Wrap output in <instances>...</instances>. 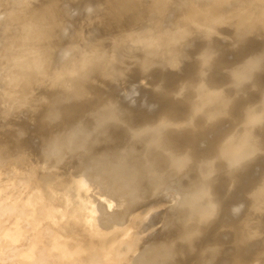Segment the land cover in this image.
I'll return each mask as SVG.
<instances>
[{"label": "clouds", "instance_id": "obj_1", "mask_svg": "<svg viewBox=\"0 0 264 264\" xmlns=\"http://www.w3.org/2000/svg\"><path fill=\"white\" fill-rule=\"evenodd\" d=\"M0 11L7 14L8 24L0 44V151L6 153L7 167L23 175L39 160L40 169L53 177L69 169L87 176L115 202L116 207H105L98 217L108 231L121 209L135 210L149 200L163 199L167 211L162 228L177 234L140 243L127 264H181L189 257H194L192 264H218L224 245L214 242L198 247L197 242L220 217L222 202L215 191L219 177L228 178L231 193L240 175L264 156V85L258 79L264 74V49L240 62L220 65L224 48L217 41L224 40L236 51L254 36L264 39V0H101L98 10L74 27L71 46L76 50L62 63L57 55L69 20L62 0H0ZM98 27L107 34L97 37ZM225 28L232 34L226 35ZM140 40L144 42L135 43ZM196 40L203 47L192 56ZM185 61L197 66L192 78L173 90L164 81L155 86L157 93L189 105L184 120L163 115L136 125L118 99L95 91L101 82H125L134 68L145 75L154 69L179 71ZM218 66L227 76L222 85L211 80ZM201 84L206 88L200 89ZM250 93H257L259 99L247 103L240 117H234L235 105ZM82 103L91 107L68 122L73 115L69 106ZM23 113L47 130L38 156L23 144L28 130L14 122ZM164 117L183 126L157 132ZM225 120H231L232 127L223 132L210 154L200 158L191 148L176 149L169 138L172 132L184 131L199 137ZM114 129L125 131V144L98 151L114 143ZM156 138L162 147L152 144ZM177 159H184L183 166ZM37 196L26 211L37 208L43 213L47 207L55 216L51 198ZM247 199L251 203L244 218L220 228V232L236 234L237 250L264 239V178L247 193ZM242 208L235 206L233 215L239 216ZM64 227L70 238H84L82 223L71 210H66ZM64 235L53 239L47 227L22 219L0 238V244L17 248L25 257L39 256L46 244L54 255H61ZM93 245L106 260L111 259L110 241L100 238ZM233 264H264V251L249 262L236 254Z\"/></svg>", "mask_w": 264, "mask_h": 264}, {"label": "rangeland", "instance_id": "obj_2", "mask_svg": "<svg viewBox=\"0 0 264 264\" xmlns=\"http://www.w3.org/2000/svg\"><path fill=\"white\" fill-rule=\"evenodd\" d=\"M66 1H68V2H66ZM97 1L101 2V0H74L72 2H71V0H62L63 7L66 8L67 11H68L69 20H68L67 24L65 25V27L63 29L64 34H63V31H62V35L63 36H61V39H62V41L63 40L64 41H63V46L61 47V49H60V51H59V53L57 55V62L58 63L64 62V60L66 59V58L64 59V57L67 56L68 54H69L68 55L69 59L73 56V54H74L76 49L73 46H71L70 42L72 41L71 35L73 36L74 27L80 25L82 23V21H83L85 16H90V15L93 14L94 11L98 10L99 3ZM13 2L14 3H18L19 0H13ZM70 4L72 5V7H71ZM6 16H7V14L5 12L0 11V27L2 26V29L0 28V30H1L0 31V35H1L0 36V40H2V41H0V44H2L3 41H4V37L3 36H4V30L5 29H3V28H7V26H8V24L6 25V22H7V17ZM4 20H6V22ZM1 23L3 25H1ZM72 23H76V24H72ZM70 24H72V25H70ZM5 25H6V27H4ZM65 29H66V31L69 30V29L70 30L68 32H66ZM97 29H101V28L98 27ZM102 29H104V28H102ZM102 29L99 30V32L97 30H95V31H97L98 33L101 32V34H102L104 32V31L102 32ZM222 31H224L226 35H229V34L231 35L232 34V30L228 29V28L227 29L225 28ZM70 33H72V34H70ZM96 33H95V35H96ZM98 33H97V35H98ZM69 34H70V37H69ZM105 34H106V32H104V34H102V35H105ZM102 35L99 34L98 37L102 36ZM145 39H146V37H145ZM143 42H144V40H140L139 42H135V43L136 44H140V43H143ZM219 43H221L222 45L219 44ZM217 44L223 46V48H224L223 56H221L220 61H219L220 65H228V64L231 65V64L240 62L247 55H250V54H252L254 52H257L259 50L264 49V39H261V38L255 37V36L250 38L246 42V44L242 46L243 49L241 47L239 50H236V51L231 50L224 40L223 41L222 40H218ZM201 46L203 47V42H201L199 40L194 41V47L191 49L190 54L192 56H194L195 53L197 52V50L199 51ZM243 51H244V53H243ZM226 54H228V55H226ZM225 58H227V60ZM192 64L195 65V66H193ZM220 68L221 67L218 66L217 69H216L217 71L215 70L213 72V74H212V77H211V80L215 84H218V85H222V83H227V77H226L225 74H223V71H221L222 69H220ZM192 70H195V71H192ZM196 70H197V66H196L194 61H189V62L185 61V64H183L182 69L179 70V72L178 71H173L174 74H172L173 73L172 71H163L161 69H157V70L154 69L152 72L148 73L146 76H143L142 74H144V73H141L140 69L137 67V69L134 68L128 74L127 79H129V80H126L125 82H123L124 84L123 83H119V84L118 83H112V84L111 83H107V85L109 84V87H108L106 85V83H104L103 85H102V83H100L102 86H98L97 85L98 88L95 87V91L100 89V87H101V90L103 88H105V87H108V89L107 88H106V90L103 89L105 91L101 92V93L104 92L105 95L107 96V92H109L108 90H110L109 88L113 86L115 91L112 90L113 88L111 89V91H113L115 93L110 91L113 94V98L114 99H118L120 102L122 101L121 102L122 105H123V103H125L123 105L124 106L123 108L128 109V111L133 116L132 120H134L133 121L134 123L136 122L135 123L136 125H141L140 124L141 121H143L142 124L146 123L147 121L150 122V120L151 121H156L161 116L167 115V114L168 115L170 114V117H172L175 120L176 119L184 120V119L187 118V116L189 114V110H190L189 107H188L189 105L186 104V103H182V102L180 103V102L174 101V100H172L169 97H166V100H167L166 102L167 103L159 101V97L161 96V94L160 93L158 94L155 91V87L154 86H156L159 83V81L161 82L162 78L165 75H167V78L165 76L166 79L163 78V80H162V81H164V80L166 81V82H164L166 84L165 87L167 89L171 88L170 90H172L173 88L175 89L178 86L177 85L178 82L180 83L181 81L186 80L187 77H188V79L190 77L192 78L193 75L195 74ZM132 72H133V74H132ZM154 72H156V74ZM162 72H164L165 75ZM181 72L183 73V75H182ZM218 72H219V74H218ZM151 74H153V75H151ZM168 74H169V78H168ZM175 74H177L178 76L179 75H181V76H179V78H176L177 75L175 76ZM216 74H218V76H216ZM134 75L137 76V78ZM150 75H151V77H150ZM154 76L155 77L157 76L158 78L157 77L154 78ZM147 77H148V79H147ZM160 77H161V80L158 81V79H160ZM182 77H184V78H182ZM217 77H218V79H217ZM130 78H131V80H130ZM140 78L141 79L144 78V79L141 81ZM181 78H182V80H181ZM221 78L222 79L224 78V80H222ZM258 79L260 80L261 84L263 83L262 85H264V74L260 75L258 77ZM133 80L136 81V82H134ZM137 80H138V82H137ZM151 80H153V82ZM155 81H156L157 84L154 83ZM132 82H133V84H132ZM175 82H177V83H175ZM219 82H221V83H219ZM154 84H156V85H154ZM202 85L203 84H201L200 87L204 86V85L203 86ZM169 86H170V88H169ZM173 86H175V87H173ZM115 88H118V89H115ZM205 88H206V86L204 87V89ZM101 90H98L97 93H99V91H101ZM111 93H110V97L112 95ZM42 94H47V93H44V91L42 90ZM50 95H51V93H50ZM108 96H109V94H108ZM115 96H118V97L116 98ZM250 97H252V98H250ZM167 98H169V99H167ZM253 98H256V99L254 100ZM144 99H145V102H144ZM258 99H259V95L258 94L256 95L255 93H250L247 99H243L242 98L235 105V107L233 109V116L236 117V118H239L241 113H242L243 107L247 103L254 102V101L258 100ZM125 100H126V102H125ZM142 100H143V102H142ZM156 100H158V101H156ZM169 100L172 101V103ZM248 100H250V101H248ZM146 101L148 103L151 102V104L149 103L151 105V106L149 105V108L147 106L148 103H146ZM153 101H155L156 103L153 102ZM157 102H161L162 103L161 107H160V103H157ZM143 103H144V105H143ZM174 104L177 105V106H175ZM178 104H180L181 106L178 105ZM84 105H85V103H84ZM89 105L88 106L85 105V106L88 108V107H90ZM164 105L166 107H168V106L169 107L166 109V107H164ZM71 106H74V105H71ZM78 106H80V105H78ZM139 106H141V107H139ZM143 106H144L145 109L143 108ZM146 106H147V108H146ZM178 106H179V108L176 109L175 107H178ZM156 107L160 108L161 110L157 109ZM71 108L72 107H70L69 110H72ZM82 108H84V107L82 106ZM82 108H81V110L83 111L84 109H82ZM129 108H130V110H129ZM150 108H152V109L155 108L156 110L155 109L152 110ZM76 109H77V107H76ZM132 109H134V110H132ZM146 109H148V111H146ZM174 109H176V110H174ZM183 109H185V110H183ZM79 110L80 109H77L76 111L74 110V112L79 113L78 112ZM81 110H80V112H82ZM150 110L152 112H150V114H149ZM173 110H174V112H173ZM153 111H157V112H153ZM70 112H72V111H70ZM140 112L142 113V115H141ZM143 112H144V114H143ZM166 112H167V114H166ZM76 113H75L74 116L77 115ZM82 113H84V112H82ZM157 114L160 117H158ZM41 115H42V113H41ZM70 117H69V119H70ZM137 118H139V120ZM141 118L143 120H141ZM146 118L149 119V120H147ZM76 119H78V118H76ZM76 119H72V120L75 121ZM164 119H166V122H165ZM167 119H168L167 117L161 119V121H160L161 124L159 123V125L156 126L157 132H160V130H162V129L170 128V126L171 127H176L178 125V124H175L174 122L170 121L169 119H168L169 120L168 121ZM38 120H39V117H37V121ZM72 120H71V122H74ZM138 121H140V122H138ZM162 121L164 123L163 124L164 126L162 125ZM14 122L18 123L21 127H25L28 130L29 134L25 138V140L23 141V144H24V146L29 148L33 152L34 155L38 156L39 155L40 144H41V138L44 135H47V130L42 128V126L38 122L35 123V124L31 123L30 122V114L29 113H23L21 115L19 121H14ZM182 126L183 125L179 124L177 127H182ZM158 127H159V129H158ZM231 127H232V121L231 120H225L220 125H218L215 129L210 130V131L206 132L205 134H203V135H201L199 137H194L190 132L184 131V132H172V133L169 134V138H170V140L172 142L173 147H175L176 149L183 151V150H185L187 148H191L193 150V154L197 158H200V157H203L205 155L210 154L212 149H213V147H214V145H215V142L219 139V137L223 134L224 131H226L227 129H229ZM115 131L116 132L120 131V132L117 133L118 136H120L121 134L122 135L119 138H117L116 137L117 135L114 133ZM121 131H122V133H121ZM114 132H113V138H114L113 145L112 144H110V145H102V147H104V149L102 148L103 150L109 149V147H110V149L117 148V146H115L116 144L118 145V147H122L125 144V142H126V134H124L125 131L123 129H114ZM123 134H124V136H123ZM161 134H162V132L160 133V135ZM261 134L264 135V133H261ZM121 137H122L123 141L119 140V139H121ZM153 141L155 143H157V142L158 143L154 144V142H153L152 144H154L155 146L158 145V148L162 147L160 138H156ZM208 141H209V143H208ZM117 142H119V143H117ZM211 144H212V146H211ZM97 150H100V148L97 149ZM176 162H177V164L183 166L185 161H184V159H177ZM35 163L36 164L33 165V168L31 167L29 169L30 172H31V170H33L32 173L34 172V174L30 173L29 171H26V172L23 173V175H19L15 171V169H11V168L7 167V156H6V153L3 152V151H0V231H2V229H5L4 231L7 233L8 231H10V230H12L14 228V226H15L17 221H20V220L23 219V220L31 221L33 223H38L39 226L42 229L47 227V229L50 231V234L51 233L53 234V239L55 238L56 235H60L63 232L65 234L64 237H63L64 241H65L64 244H63V248L65 249L64 253L66 254V256L69 259L67 264H91V263H94V262H95L94 264H97V263L98 264L99 263L103 264L104 261H106L104 264H106L108 261L109 262L107 264H127L128 258L130 257L131 253H133L139 247L140 243L144 242V240L146 241V240L154 239V238L155 239H160V238L161 239H165V238H168V237H173V236H175L177 234V230H172V231H170L168 233V232H165L163 230V228H162V222L161 221L163 220V216L165 215V213L167 211L166 202L163 199L149 200L148 202H146L144 204L145 206L142 205V206L136 208L135 210H132L133 212L130 209L129 210L121 209L120 212L118 213V217H117L116 222L113 223L114 225H113L111 231L105 230L104 228L101 227L100 220L98 219V217L100 216V213L102 212V210L105 207L108 210H111L114 207H116V205H115V202L113 200L108 198L106 192L102 188H100L98 185H95L96 188H94V186L92 185L93 183L91 184V182H89L90 180H86V178H85L86 176L79 175L77 173L75 174L71 170H70L71 172L69 170H66L65 172L62 173L61 176L64 177V178H62V177L60 178L59 177L60 175H57V176H55L56 178L55 177L53 178V176L50 173L49 174L48 173L45 174V172L40 169L39 160H36ZM253 164H251L249 166V168L245 171V174L243 172L240 175L237 187L231 193L228 192L229 180H228L227 177L221 175L219 177V179H218L217 184H216L215 191L217 193L218 198L222 202V208H221L220 217L217 220V222L211 228L208 229L210 231V233L207 230L208 234L206 233L205 234L206 236H204L199 242H197V246L198 247L199 246L203 247L206 244H208V242L212 243L213 240H214V242L217 240L216 242H219V243H221L220 241L222 239H223V242L226 241V242H224V243L222 242V243L228 245V248L229 247L230 248L228 250L226 248V246H224V248H226V249H224V251L226 250L227 253L224 252V254L220 257V259L218 261V264H229V263L232 264V262H233L232 258L234 257V255L238 254L236 251H239V255L246 262H249L250 260H253L258 252L264 251V239L257 240L255 242L250 243L249 245L251 247H249V245H248V246H245V247L241 248L242 250L241 249L237 250L234 247V240L236 239V234L231 232V231L220 232V228L224 224H233V225L238 224L239 221L241 219H243L244 216L248 212V207H249L251 202H249V200L247 199V193L251 190V188H253L260 181L261 178H264V156L259 157ZM37 168H39V169H37ZM36 170H39V172H37ZM28 172H29V175L26 174ZM66 172H67V176H66ZM68 172H70L71 174H68ZM38 174H39V176H38ZM49 175H51V176H49ZM29 177H30V179H29ZM71 177L72 178L75 177V179L76 178L77 179L75 180V179H72ZM193 177H195V173H193ZM68 178L71 179V180H74V181H71V180L69 181ZM60 179H66V181L68 183L66 181H62ZM87 179H88V177H87ZM53 180L56 183H57V180H59V182L62 181L63 184L60 183V185H58V184L54 183ZM39 181H40V183H39ZM77 182H78V184H77ZM86 182H88V184ZM50 183H52V184H50ZM46 184H47V186H46ZM36 185H38L39 189L36 188L37 187ZM41 185L43 186V189H42ZM51 185H52V187H51ZM79 185L80 186L82 185V186L79 187ZM55 186H57V187H55ZM44 188H46V189L44 190ZM63 188L65 189V192H64ZM223 189H224V191H223ZM99 190H101V191H99ZM37 193H40L41 196H44L45 194H47V197H50L51 200L55 203V205L57 206L56 207V215L55 216H53V215H51L49 213V210H48L47 207L44 208L43 213H40L37 208H32V210L30 212L26 211L30 207L29 201H32L34 199L40 198V197L37 196ZM59 193H61V194H59ZM81 199H82V201H81ZM242 201H243V203H241ZM84 202L87 203V205H85ZM44 203L46 204L47 200H44ZM82 204H83V206H82ZM239 204L242 205L243 208H242V211L240 213L241 215L239 214V216L236 217V216L233 215V211L232 210H233V208L235 206H238ZM81 206L85 207L86 211H88L89 214H87L86 211H83L84 208H82ZM86 206H88V208L90 207L89 210L87 209ZM97 208H98V210H100V209L101 210L98 211ZM81 209H83L82 210L83 213H82ZM66 210H71V211H73L74 213L77 214V218L82 223V226H83L82 227V233L85 234V236L88 235L91 239L88 238V236L86 237L87 239H85V237L83 236L84 237L83 240L85 239L87 241L86 242L84 240L85 243H83L84 241L82 239L81 240L72 239V238L69 237V235H67L68 229L66 227H64L63 229L61 228V225L63 224V221L65 219ZM89 215H91V216L89 217ZM87 217H89V218H87ZM123 217H125V218H123ZM126 220H128V221H126ZM120 223H121V225H120ZM129 224H131V227L129 226ZM144 225H146V226H144ZM88 226H89L90 231L87 228ZM115 227L117 228V230H116ZM101 230H103V231H101ZM218 230H219V232H218ZM131 231H134L135 235H131L130 236L129 234L131 233ZM103 232H104V234H103ZM217 234H218V236H217ZM102 236L103 237L106 236L105 240H108L110 242L112 241L111 245H112V247L114 249V252H113V255H112L110 260H106L103 256H100V254L94 249V245H92L94 240L99 239V238L104 239ZM95 237H96V239H95ZM211 237L214 238V239H212ZM230 237H232L233 242H232V239ZM118 238H119V240H118ZM204 238H206V240ZM209 238H210V240H212V242H210ZM90 240H92V241H90ZM204 241H205V244H204ZM89 243H90V245H89ZM228 243H231V244L229 245ZM86 244H88V245H86ZM232 244H233V246H232ZM252 244H254V245H252ZM256 245H257V247H256ZM141 246H142V244H141ZM252 246H255V247H252ZM120 247H121V249H120ZM132 247H134V248H132ZM247 247H248V249H247ZM259 247H261V248H259ZM85 248L88 249V254L87 255L84 254ZM244 249H245V251H244ZM251 249H255V251L251 250ZM248 250H250L251 252H249ZM253 251H254V254H252ZM92 254H94V255H92ZM225 254H226V256H225ZM97 255H99V259L101 261L97 258ZM250 255H252L253 257L250 256ZM62 256H64V255H62ZM246 257H248V258H246ZM190 258L191 257H189L187 260L181 261V264L182 263H186V262H187L186 264H192V261H193L194 257H192L191 259ZM245 258L247 260L248 259H250V260L247 261ZM94 259H96V261H98V262L94 261ZM226 259H229L230 262H229V260L226 261ZM125 260H127V261H125ZM188 260H189V262H188Z\"/></svg>", "mask_w": 264, "mask_h": 264}, {"label": "bare ground", "instance_id": "obj_3", "mask_svg": "<svg viewBox=\"0 0 264 264\" xmlns=\"http://www.w3.org/2000/svg\"><path fill=\"white\" fill-rule=\"evenodd\" d=\"M72 1H74V0H71V2H72ZM66 2H68V1H66ZM97 2H98V1H97ZM98 3H100V1H99ZM71 4H72V3H71ZM71 4H70V5H71ZM74 5H75V4H74ZM71 7H72V5H71ZM92 7H93V6H92ZM91 10H92V9H91ZM6 17H7V16H6ZM6 17H5V18H6ZM5 18H4V19H5ZM4 21L6 22V20H4ZM72 24H76V23H72ZM72 24H70V25H72ZM1 25H3V24L1 23ZM6 25H7V22H6ZM6 25H5L4 27H6ZM7 27H8V26H7ZM0 28L2 29V26H1ZM3 29H6V28H3ZM63 29H64V28H63ZM101 29H102V28H101ZM101 29H96V30L99 32V30H101ZM226 29H227V28H226ZM69 30H70V29H69ZM69 30L66 31V29H65L66 32H68ZM0 31H1V30H0ZM97 31H95V33H96ZM103 31L106 32V30L102 29V32H103ZM98 32H97V33H98ZM104 32H103L102 34H104ZM230 32H231V31H230ZM2 33H3V32H2ZM97 33H96V36H97V37H98L99 34L102 35L101 32L98 33V35H97ZM226 33H227V32H226ZM63 34H64V31H63ZM70 34H72V33H70ZM70 34H69V37H70ZM106 34H107V33H106ZM67 35H68V34H67ZM90 35H91V34H90ZM229 35H230V34H229ZM0 36H1V35H0ZM61 36H63V35H61ZM102 36H103V35H102ZM3 37H4V36H3ZM71 37H72V35H71ZM69 39H70V38H69ZM71 39H72V38H71ZM0 41H2V40H0ZM63 41H64V40H63ZM222 41H223V40H222ZM136 42H139V41H136ZM70 44H71V42H70ZM200 44H201V43H200ZM219 44H221V43H219ZM221 45H222V44H221ZM201 47H202V46H201ZM201 47H200V48H201ZM250 47H251V46H250ZM242 49H243V47H242ZM247 50H248V49H247ZM197 51H198V50H197ZM246 52H247V51H246ZM243 53H244V51H243ZM67 54H68V53H67ZM67 54H66V55H67ZM71 54H72V53H71ZM192 54H193V53H192ZM224 54H225V53H224ZM241 54H242V53H241ZM68 55H69V54H68ZM68 55L65 56L64 59L66 58L67 60H69V56H68ZM226 55H228V54H226ZM244 55H245V54H244ZM70 56H71V55H70ZM222 56H223V55H222ZM66 59H65V60H66ZM225 59L227 60V58H225ZM65 60H64V62L67 61V60H66V61H65ZM228 61H229V60H228ZM188 62H189V61H188ZM221 62H222V61H221ZM224 62H225V61H224ZM184 64H185V63H184ZM223 64H224V63H223ZM188 65H189V64H188ZM192 65H193V64H192ZM228 65H229V64H228ZM193 66H195V65H193ZM190 67H191V66H190ZM219 67H220V66H219ZM136 69H137V68H136ZM220 69H222V68H220ZM155 70H157V69H155ZM183 70H184V69H183ZM190 70H191V69H190ZM192 71H195V70H192ZM216 71H217V70H216ZM221 71H222V70H221ZM140 72H141V71H140ZM140 72H139V73H140ZM172 72H173V71H172ZM172 72H171V73H172ZM178 72H179V71H178ZM178 72H177V73H178ZM186 72H187V71H186ZM141 73H142V72H141ZM154 73L156 74V72H154ZM162 73L164 74V72H162ZM166 73H167V72H166ZM181 73H182V72H181ZM132 74H133V72H132ZM157 74H158V73H157ZM172 74H174V72H173ZM178 74H179V73H178ZM193 74H194V73H193ZM193 74H192V75H193ZM218 74H219V72H218ZM218 74H216V76H218ZM223 74H224V73H223ZM130 75H131V74H130ZM142 75H143V76H146L145 74H142ZM151 75H153V74H151ZM151 75H150V77H151ZM164 75H165V74H164ZM176 75H177V74H175V76H176ZM182 75H183V73H182ZM261 75H262V74H261ZM134 76H135V75H134ZM161 76H162V75H161ZM165 76H166V78H167V75H165ZM165 76H164L163 78H165ZM173 76H174V75H173ZM175 76H174V77H175ZM179 76H181V75H179ZM179 76L177 75L176 78H179ZM193 76H194V75H193ZM223 76H224V75H223ZM132 77H133V76H132ZM135 77L137 78V76H135ZM141 77H142V76H141ZM152 77H153V76H152ZM156 77H157V76H156ZM156 77L154 76V78H156ZM221 77H222V76H221ZM226 77H227V76H226ZM157 78H158V77H157ZM163 78H162V80H163ZM166 78H165V79H166ZM168 78H169V74H168ZM176 78H175V79H176ZM182 78H184V77H182ZM182 78H181V80H182ZM190 78H191V77H190ZM132 79H133V78H132ZM140 79H141V78H140ZM143 79H144V78H142L141 81H142ZM145 79H146V78H145ZM147 79H148V77H147ZM187 79H188V77H187ZM214 79H215V78H214ZM217 79H218V77H217ZM219 79H220V78H219ZM221 79H222V78H221ZM225 79H226V78H225ZM260 79H261V78H260ZM262 79H263V78H262ZM127 80H129V79H127ZM130 80H131V78H130ZM156 80H157V79H156ZM159 80H161V77H160V79H158V81H159ZM162 80H161V81H162ZM181 80H180V81H181ZM222 80H224V78H223ZM133 81H134V80H133ZM139 81H140V80H139ZM151 81L153 82V80H151ZM158 81H157V82H158ZM167 81H168V80H167ZM219 81H220V80H219ZM134 82H136V81H134ZM137 82H138V80H137ZM164 82H166V81L164 80ZM212 82H213V81H212ZM216 82H217V81H216ZM101 83H102V85L104 84V82H101ZM130 83H131V82H130ZM154 83H156V81H155ZM159 83H160V81H159ZM167 83H168V82H167ZM175 83H177V82H175ZM178 83H179V82H178ZM178 83H177V85H178ZM219 83H221V82H219ZM111 84H112V83H111ZM111 84H110V85H111ZM118 84H119V83H118ZM118 84H117V85H118ZM123 84H124V83H123ZM125 84H126V83H125ZM132 84H133V82H132ZM135 84H136V83H135ZM156 84H157V83H156ZM156 84H154V85H156ZM222 84H224V83H222ZM262 84H263V83H262ZM102 85H101V84H98V86H102ZM106 85H107V83H106ZM106 85H105V86H106ZM114 85H115V84H114ZM165 85H166V84H165ZM170 85H171V84H170ZM105 86H104V87H105ZM107 86L109 87V84H108ZM115 86H116V85H115ZM126 86H127V85H126ZM128 86H129V85H128ZM143 86H144V85H143ZM150 86H151V85H150ZM167 86H168V85H167ZM202 86H203V85H202ZM95 87H97V85H96ZM108 87H105V88L102 87V88L106 90V88L108 89ZM122 87H123V86H122ZM135 87H136V86H135ZM154 87H155V86H154ZM173 87H175V86H173ZM204 87H205V85H204L203 87H200V86H199L200 89H204ZM97 88H98V87H97ZM112 88H113V86L110 87V88H109L110 90H108V91L110 92ZM136 88H137V87H136ZM169 88H170V86H169ZM103 89L101 90V87H100V89H98V90H101V91H99V94H101V95L104 94V95H105L104 92L101 93L102 91H105V90H103ZM115 89H118V88H115ZM170 89H171V88H170ZM170 89H169V90H170ZM173 89H174V88H173ZM173 89H172V90H173ZM96 90H97V89H96ZM98 90H97L96 92H98ZM112 90L115 91L114 88H113ZM120 90H121V89H120ZM123 90H124V89H123ZM113 91H111V92H113ZM116 91H117V90H116ZM109 92H107V96H108V94H109V96H110V93H111V92H110V93H109ZM136 92H137V91H136ZM113 93H115V92H113ZM116 93H117V92H116ZM134 93H135V92H134ZM47 94L50 95V93H47ZM111 94H112V93H111ZM154 94H155V93H154ZM158 94H159V93H158ZM158 94H157V95H158ZM255 94L257 95V93H255ZM143 95H144V94H143ZM118 96H119V95H118ZM118 96H115V97L117 98ZM111 97L113 98V94L111 95ZM123 98H124V97H123ZM138 98H139V97H138ZM145 98H146V97H145ZM250 98H252V97H250ZM257 98H258V97H257ZM126 99H127V98H126ZM167 99H169V98H167ZM253 99L255 100L256 98H253ZM120 100H121V99H120ZM132 101H133V100H132ZM149 101H150V100H149ZM151 101H152V100H151ZM156 101H158V100H156ZM159 101L165 103L167 100H166V97H165V96L161 95V96L159 97ZM169 101H170V100H169ZM248 101H250V100H248ZM252 101H253V100H252ZM121 102H122V101H121ZM121 102H120V103H121ZM125 102H126V100H125ZM135 102H136V101H135ZM142 102H143V100H142ZM144 102H145V99H144ZM153 102H155V101H153ZM153 102H152V103H153ZM161 102H157V103H160V107H161V104H162ZM170 102L172 103V101H170ZM93 103H94V102H93ZM127 103H128V102H127ZM136 103H137V102H136ZM146 103H148V102L146 101ZM149 103L151 104V102H149ZM149 103H148V105H147L148 108H149V105H150ZM155 103H156V102H155ZM155 103H154V104H155ZM166 103H167V102H166ZM168 103H169V102H168ZM180 103H181V102H180ZM124 104H125V103H123V105H124ZM128 104H129V103H128ZM169 104H170V103H169ZM78 105H80V106H78ZM81 105H82L84 108H82ZM85 105L88 106L89 104L85 103ZM85 105H84V103H82V104H74V106H70V107H72V108H71L72 110H70V111H72V113H73V115L70 117V119L72 120V119L79 118L80 115L83 114L82 112L87 111V110L91 107V105H89L90 107L87 108ZM123 105L121 104L122 107H124ZM143 105H144V103H143ZM157 105H158V104H157ZM166 105H167V104H166ZM174 105H175V104H174ZM178 105H180V104H178ZM182 105H183V104H182ZM136 106H137V105H136ZM147 106H146V108H147ZM150 106H151V105H150ZM155 106H156V105H155ZM175 106H177V105H175ZM180 106H181V105H180ZM184 106H185V105H184ZM70 107H69V109H70ZM76 107H77V109H80V110H81V108L84 109V110L86 109V110H85V111H84V110H83V111L81 110L82 112H80V110H79V111H78L79 113H76V112H74V110H75V111L77 110ZM78 107H79V108H78ZM85 107H86V108H85ZM134 107H135V106H134ZM139 107H141V106H139ZM164 107H166V106L164 105ZM168 107H169V106H168ZM168 107H166V109H167ZM170 107H171V106H170ZM188 107H189V106H188ZM143 108H144V106H143ZM156 108L159 109V110H161V109L158 108V107H156ZM162 108H163V107H162ZM175 108L177 109V108H179V106H178V107H175ZM144 109H145V108H144ZM150 109H152V108H150ZM154 109H155V108H154ZM154 109H152V110H154ZM164 109H165V108H164ZM176 109H174V110H176ZM127 110H128V109H127ZM129 110H130V108H129ZM132 110H134V109H132ZM155 110H156V109H155ZM162 110H163V109H162ZM170 110H171V109H170ZM174 110H173V112H174ZM179 110H180V109H179ZM183 110H185V109H183ZM146 111H148V109H146ZM165 111H166V110H165ZM132 112H133V111H132ZM150 112H152V111L150 110V111H149V114H150ZM153 112H157V111H153ZM169 112H170V111H169ZM181 112H182V111H181ZM75 113L77 114L76 116H74ZM81 113H82V114H81ZM140 113H141V112H140ZM187 113H188V112H187ZM187 113H186V114H187ZM79 114H80V115H79ZM143 114H144V112H143ZM166 114H167V112H166ZM175 114H176V113H175ZM141 115H142V113H141ZM141 115H140V116H141ZM167 115H168V114H167ZM171 115H172V114H171ZM78 116H79V117H78ZM131 116H132V115H131ZM137 116H138V115H137ZM150 116H151V115H150ZM153 116H154V115H153ZM157 116H158V114H157ZM169 116H170V114H169ZM146 117H147V116H146ZM158 117H160V116H158ZM132 118H133V116H132ZM142 118H143V117H142ZM142 118H141V120H143ZM156 118H157V117H156ZM164 118H165V117H164ZM184 118H185V117H184ZM70 119H69V117H68V121H69ZM137 119L139 120V118H137ZM146 119H147V118H146ZM151 119H152V118H151ZM71 120H70L69 122H71ZM135 120H136V119H135ZM141 120H140V121H141ZM147 120H149V119H147ZM164 120H165V122H166V119H164ZM167 120H168V119H167ZM176 120H178V119H176ZM180 120H181V119H180ZM72 121H74V120H72ZM133 121H134V120H133ZM136 121H137V120H136ZM140 121H138V122H140ZM150 121H151V120H150ZM168 121H169V120H168ZM168 121H167V122H168ZM138 122H137V123H138ZM144 122H145V121H144ZM147 122H148V121H147ZM135 123H136V122H135ZM142 123H143V121L140 122L141 125H142ZM160 124H161V123H160ZM163 124H164V123H163V121H162V125H163ZM167 124H168V123H167ZM169 124H170V123H169ZM162 125H161V126H162ZM165 125H166V124H165ZM171 125H172V124H171ZM178 125H179V124H178ZM178 125H177V126H178ZM163 126H164V125H163ZM167 126H168V125H167ZM175 126H176V125H175ZM177 126H176V127H177ZM170 127H171V126H170ZM158 129H159V127H158ZM156 131H157V130H156ZM113 132H114V130H113ZM118 132H120V131H117V132L115 131L114 133L117 135ZM121 133H122V131H121ZM119 134H120V133H119ZM124 134H125V132H124ZM124 134H123V136H124ZM121 135H122V134H121ZM121 135H120V136H121ZM161 135H162V134H161ZM120 136L117 135L116 137L119 138ZM116 137H115V138H116ZM119 140H122V141H123L122 137H121V139H119ZM124 140H125V139H124ZM157 140H158V139H157ZM215 140H216V139H215ZM116 141H117V140H116ZM158 141H159V140H158ZM119 142H120V141H119ZM119 142H117V143H119ZM153 142H154V141H152V143H153ZM157 143H158V142H157ZM157 143L154 142V144H157ZM208 143H209V141H208ZM215 143H216V142H215ZM205 144H206V143H205ZM112 145H113V144H112ZM121 145H122V144H121ZM115 146L118 147L117 144H116ZM156 146L158 147V145H156ZM211 146H212V144H211ZM102 148L104 149V147L101 146V147H100V150H98V151H103ZM111 148H112V147H111ZM206 148H207V147H206ZM109 149H110V147H109ZM196 152H197V151H196ZM35 164H36V163H35ZM253 165H254V164H253ZM35 166H36V165H35ZM35 166H34V167H35ZM32 168H33V166H32ZM35 168H36V167H35ZM37 169H39V168H37ZM28 171H29V170H28ZM32 171H33V170H31V172H30V171H29V172L32 173ZM36 171L39 172V170H36ZM69 171H70V169H69ZM29 172L26 173V174L29 175ZM70 172H71V171H70ZM70 172H68V174H71ZM74 173H75V172H74ZM32 174H34V172H33ZM45 174H47V173H45ZM45 174H44V175H45ZM48 174H49V173H48ZM64 174H65V173H64ZM75 174H76V173H75ZM244 174H245V172H244ZM61 175H62V174H61ZM61 175L59 176L60 178L62 177ZM30 176H31V175H30ZM38 176H39V174H38ZM49 176H51V175H49ZM63 176H64V175H63ZM66 176H67V172H66ZM66 176H65V177H66ZM68 176H69V175H68ZM36 177H37V176H36ZM59 177H58V178H59ZM78 177H79V176H78ZM37 178H38V177H37ZM53 178H54V177H53ZM55 178H56V177H55ZM62 178H64V177H62ZM71 178H72V177H71ZM85 178H86V180H89V179H87V176H86ZM29 179H30V177H29ZM31 179H32V178H31ZM45 179H46V178H45ZM68 179H69V178H68ZM72 179H75V177L72 178ZM76 179H77V178H76ZM76 179H75V180H76ZM242 179H243V178H242ZM33 180H34V179H33ZM46 180H47V179H46ZM55 180H56V179H55ZM60 180H62V181H66V179H60ZM70 180H71V179H69V181H70ZM83 180H84V179H83ZM83 180H82V181H83ZM27 181H28V180H27ZM27 181H26V182H27ZM29 181H30V180H29ZM62 181L59 182V180H57V183H56V182H54V180H53V182L56 183V184H58V185H60V183H62ZM71 181H74V180H71ZM250 181H251V180H250ZM32 182H33V181H32ZM51 182H52V181H51ZM66 182H67V181H66ZM89 182H90V181H89ZM34 183H35V182H34ZM39 183H40V181H39ZM67 183H68V182H67ZM86 183L88 184V182H86ZM250 183H251V182H250ZM253 183H254V182H253ZM253 183H252V184H253ZM50 184H52V183H50ZM62 184H63V183H62ZM77 184H78V182H77ZM91 184H92V183H91ZM91 184H90V185H91ZM33 185H34V184H33ZM58 185H57V186H58ZM69 185H70V184H69ZM92 185L94 186V188H96L94 184H92ZM25 186H26V185H25ZM36 186H37L36 188H38V185H36ZM46 186H47V184H46ZM46 186H45V187H46ZM57 186H55V187H57ZM74 186H75V185H74ZM81 186H82V185H81ZM81 186L79 185V187H81ZM49 187H50V186H49ZM51 187H52V185H51ZM55 187H54V188H55ZM58 187H59V186H58ZM65 187H66V186H65ZM75 187H76V186H75ZM75 187H74V188H75ZM54 188H53V189H54ZM66 188H67V187H66ZM69 188H70V187H69ZM71 188H72V187H71ZM76 188H77V187H76ZM92 188H93V187H92ZM38 189H39V188H38ZM38 189H37V190H38ZM42 189H43V186H42ZM45 189H46V188H44V190H45ZM61 189H62V188H61ZM63 189H64V188H63ZM82 189H83V188H82ZM245 189H246V188H245ZM251 189H252V188H251ZM51 190H52V189H51ZM78 190H79V189H78ZM246 190H247V189H246ZM59 191H60V190H59ZM67 191H68V190H67ZM99 191H101V190H99ZM223 191H224V189H223ZM64 192H65V189H64ZM45 193H46V192H45ZM69 193H70V192H69ZM97 193H98V192H97ZM51 194H52V193H51ZM59 194H61V193H59ZM46 196H47V194H46ZM75 198H76V197H75ZM245 198H246V197H245ZM60 199H61V198H60ZM228 199H229V198H228ZM53 200H54V199H53ZM108 200H109V199H108ZM55 201H56V200H55ZM81 201H82V199H81ZM88 201H89V200H88ZM247 202H248V201H247ZM249 202H250V201H249ZM78 203H79V202H78ZM81 203H82V202H81ZM84 203H85V202H84ZM241 203H243V201H242ZM107 204H108V203H107ZM77 205H78V204H77ZM85 205H87V203H85ZM88 205H89V204H88ZM105 205H106V204H105ZM239 205H240V204H239ZM79 206H80V205H79ZM82 206H83V204H82ZM82 206H81V207H82ZM89 206H90V205H89ZM95 206H96V205H95ZM107 206H108V205H107ZM144 206H145V205H144ZM56 207H57V206H56ZM86 207H87V209L89 210L90 207H89V208H88V206H86ZM82 208H84V210L81 209V211H82V210H83V211H86L85 207H82ZM95 208H96V207H95ZM112 208H113V207H112ZM99 209H100V208H99ZM97 210H98V208H97ZM100 210H101V209H100ZM100 210H98V211H100ZM83 211H82V213H83ZM131 211H132V210H131ZM79 212H80V211H79ZM86 212H87V214H89L88 211H86ZM96 212H97V211H96ZM132 212H133V211H132ZM126 213H127V212H126ZM143 213H144V212H143ZM100 214H101V213H100ZM127 214H128V213H127ZM83 215H84V214H83ZM97 215H98V214H97ZM240 215H241V214H240ZM90 216H91V215H89V217H90ZM127 216H128V215H127ZM150 216H151V215H150ZM158 216H159V215H158ZM232 216H233V215H232ZM84 217H85V216H84ZM89 217H87V218H89ZM145 217H146V216H145ZM159 217H160V216H159ZM236 217H237V216H236ZM91 218H92V217H91ZM123 218H125V217H123ZM93 219H94V218H93ZM85 220H86V219H85ZM145 220H146V219H145ZM149 220H150V219H149ZM154 220H155V219H154ZM96 221H97V220H96ZM98 221H99V220H98ZM126 221H128V220H126ZM151 221H152V220H151ZM91 222H92V221H91ZM91 222H90V223H91ZM129 222H130V221H129ZM161 222H162V221H161ZM86 223H87V222H86ZM97 223H98V222H97ZM230 223H231V222H230ZM100 224H101V223H100ZM146 224H147V223H146ZM113 225H114V224H113ZM120 225H121V223H120ZM151 225H152V224H151ZM116 226H117V225H116ZM144 226H146V225H144ZM101 227H102V226H101ZM112 227H113V226H112ZM120 227H121V226H120ZM87 228L89 229V226H88ZM102 228H103V227H102ZM115 228H116V227H115ZM138 228H139V227H138ZM145 228H146V227H145ZM84 229H85V228H84ZM118 229H119V228H118ZM4 230H5V229H2V231H0V238H3L4 235L6 234V232H5ZM85 230H86V229H85ZM116 230H117V228H116ZM211 230H212V229H211ZM89 231H90V229H89ZM101 231H103V230H101ZM141 231H142V230H141ZM208 231H209V230H208ZM213 231H214V230H213ZM216 231H217V230H216ZM84 232H85V231H84ZM87 232H88V231H87ZM105 232H106V231H105ZM218 232H219V230H218ZM85 233H86V232H85ZM147 233H148V232H147ZM154 233H155V232H154ZM168 233H169V232H168ZM206 233H207V232H206ZM209 233H210V231H209ZM82 234H83V233H82ZM88 234H89V233H88ZM103 234H104V232H103ZM117 234H118V233H117ZM170 234H171V233H170ZM207 234H208V233H207ZM86 235H87V234H86ZM89 235H90V234H89ZM95 235H96V234H95ZM148 235H149V234H148ZM155 235H156V234H155ZM159 235H160V234H159ZM210 235H211V234H210ZM210 235H209V236H210ZM213 235H214V234H213ZM234 235H235V234H234ZM83 236L85 237V239H87L86 237H87L88 235L85 236V234H83ZM118 236H119V235H118ZM121 236H122V235H121ZM142 236H143V235H142ZM151 236H152V235H151ZM157 236H158V235H157ZM205 236H206V235H205ZM214 236H215V235H214ZM217 236H218V234H217ZM102 237H103V236H102ZM105 237H106V236H105ZM105 237H103L104 240H105ZM163 237H164V236H163ZM225 237H226V236H225ZM88 238H90V237L88 236ZM164 238H165V237H164ZM211 238H212V237H211ZM217 238H218V237H217ZM228 238H229V237H228ZM230 238L232 239V237H230ZM234 238H235V237H234ZM85 239H84V240H85ZM90 239H91V238H90ZM95 239H96V237H95ZM99 239H100V238H99ZM110 239H111V238H110ZM121 239H122V238H121ZM144 239H145V238H144ZM146 239H147V238H146ZM154 239H155V238H154ZM160 239H161V238H160ZM204 239L206 240V238H204ZM204 239H203V240H204ZM212 239H214V238H212ZM218 239H219V238H218ZM80 240H81V239H80ZM82 240H83V239H82ZM84 240H83V241H84ZM118 240H119V238H118ZM149 240H150V239H149ZM209 240H210V238H209ZM225 240H226V239H225ZM85 241H86V240H85ZM85 241H84L83 243H85ZM90 241H92V240H90ZM134 241H135V240H134ZM207 241H208V240H207ZM216 241H217V240H216ZM216 241H215V242H216ZM218 241H219V240H218ZM228 241H229V240H228ZM79 242H80V241H79ZM86 242H87V241H86ZM88 242H89V241H88ZM144 242H145V240H144ZM198 242H199V241H198ZM201 242H202V241H201ZM210 242H212V240H210ZM220 242L222 243V242H223V239H222ZM224 242H226V241H224ZM224 242H223V243H224ZM232 242H233V239H232ZM254 242H255V241H254ZM111 243H112V241H111ZM208 243H209V242H208ZM212 243H214V240H213ZM223 243H222V244H223ZM141 244H142V243H141ZM204 244H205V241H204ZM228 244L230 245L231 243H228ZM86 245H88V244H86ZM89 245H90V243H89ZM92 245H93V244H92ZM133 245H134V244H133ZM200 245H201V244H200ZM223 245L226 246V248L229 250L230 247L228 248V245H226V244H223ZM252 245H254V244H252ZM136 246H137V245H136ZM232 246H233V244H232ZM247 246H248V245H247ZM92 247H93V246H92ZM199 247H200V246H199ZM249 247H251V246L249 245ZM252 247H255V246H252ZM256 247H257V245H256ZM262 247H263V246H262ZM132 248H134V247H132ZM226 248H224V249H226ZM259 248H261V247H259ZM259 248H258V249H259ZM120 249H121V247H120ZM120 249H119V250H120ZM235 249H236V248H235ZM247 249H248V247H247ZM249 249H250V248H249ZM256 249H257V248H256ZM119 250H118V251H119ZM122 250H123V249H122ZM134 250H135V249H134ZM228 250H227V251H228ZM241 250H242V249H241ZM251 250H254V251H255V249H251ZM261 250H262V249H261ZM230 251H231V250H230ZM234 251H235V250H234ZM244 251H245V249H244ZM248 251L251 252L250 250H248ZM248 251H247V252H248ZM254 251H253L252 254H254ZM224 252L227 253L226 250H225ZM232 252H233V251H232ZM232 252H231V253H232ZM236 252L239 254V251H236ZM247 252H246V253H247ZM242 253H243V252H242ZM131 254H132V253H131ZM248 254H249V253H248ZM248 254H247V255H248ZM62 255H64V256H62ZM92 255H94V254H92ZM229 255H230V254H229ZM255 255H256V254H255ZM100 256H101V255H100ZM225 256H226V254H225ZM232 256H233V255H232ZM250 256H252V255H250ZM92 257H93V256H92ZM228 257H229V256H228ZM252 257H253V256H252ZM97 258L99 259V255H97ZM191 258H192V257H191ZM191 258H190V259H191ZM223 258H224V257H223ZM233 258H234V257H233ZM233 258H232V259H233ZM246 258H248V257H246ZM246 258H245V259H246ZM230 259H231V258H230ZM242 259H243V258H242ZM252 259H253V258H252ZM89 260H90V259H89ZM99 260H100V259H99ZM227 260H229V259H226V261H227ZM246 260H247V259H246ZM248 260H250V259H248ZM248 260H247V261H248ZM24 261L29 262V264H33V262H35V264H67V262L69 261V259H68V257L66 256V254H65L64 252H63L61 255H54L53 252H52L51 250L48 249L47 244L45 245V248L42 249V250L40 251L39 256H35V255H34V256H32V257H25V256H23L17 248H14V247H4L2 244H0V264H22V262H24ZM90 261H91V260H90ZM94 261H96V259H94ZM100 261H101V260H100ZM102 261H103V260H102ZM125 261H127V260H125ZM191 261H192V260H191ZM250 261H251V260H250ZM96 262H98V261H96ZM105 262H106V261H104V263H105ZM108 262H109V261H108ZM108 262H107V263H108ZM122 262H123V261H122ZM188 262H189V260H188ZM229 262H230V260H229ZM231 262H232V261H231ZM94 263H95V262H94ZM94 263H91V264H94ZM104 263H103V264H104ZM107 263H106V264H107ZM118 263H119V262H118ZM186 263H187V262H186ZM186 263H182V264H186ZM97 264H98V263H97ZM99 264H101V263H99ZM229 264H230V263H229ZM232 264H233V262H232Z\"/></svg>", "mask_w": 264, "mask_h": 264}]
</instances>
